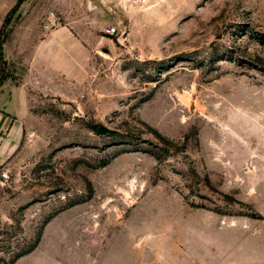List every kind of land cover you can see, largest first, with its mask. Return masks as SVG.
Wrapping results in <instances>:
<instances>
[{"label": "rangeland", "instance_id": "374dc122", "mask_svg": "<svg viewBox=\"0 0 264 264\" xmlns=\"http://www.w3.org/2000/svg\"><path fill=\"white\" fill-rule=\"evenodd\" d=\"M16 1L0 264H264V0Z\"/></svg>", "mask_w": 264, "mask_h": 264}, {"label": "crops", "instance_id": "0c3cea01", "mask_svg": "<svg viewBox=\"0 0 264 264\" xmlns=\"http://www.w3.org/2000/svg\"><path fill=\"white\" fill-rule=\"evenodd\" d=\"M15 1L16 0H2L3 5L6 4L7 6L3 11L6 12ZM61 30L60 32H66L65 29ZM51 37L52 39L55 38L54 35ZM3 86L4 85H1L0 89L3 88ZM21 102V105H16L14 109H12L11 107H7V105L10 104L5 100L4 95L0 97V165L5 161L12 145L15 144L17 138L21 134V117H23L27 110L26 100L23 98Z\"/></svg>", "mask_w": 264, "mask_h": 264}, {"label": "built area", "instance_id": "2783aa9c", "mask_svg": "<svg viewBox=\"0 0 264 264\" xmlns=\"http://www.w3.org/2000/svg\"><path fill=\"white\" fill-rule=\"evenodd\" d=\"M127 1H131V2H136V3H148L149 0H127ZM56 24V18H55V13L51 12L50 16L48 17V21L44 24V26H53ZM107 32L109 34H113L114 32H116V27L113 25L110 28H107Z\"/></svg>", "mask_w": 264, "mask_h": 264}, {"label": "trees", "instance_id": "16d2710c", "mask_svg": "<svg viewBox=\"0 0 264 264\" xmlns=\"http://www.w3.org/2000/svg\"><path fill=\"white\" fill-rule=\"evenodd\" d=\"M19 3H20V0H17V3L15 4V6L11 9V11H13L14 9H16V7L19 5ZM6 20L7 19H5L4 21L6 22ZM2 58V42H0V59ZM2 79H3V77L2 76H0V82L2 81ZM35 245V241L32 243V244H28V246H27V248L24 250V249H22V250H20V251H17L15 254H14V256H13V258H17V257H19L21 254H23V253H25V252H27V251H30L32 248H33V246Z\"/></svg>", "mask_w": 264, "mask_h": 264}, {"label": "water", "instance_id": "95a60500", "mask_svg": "<svg viewBox=\"0 0 264 264\" xmlns=\"http://www.w3.org/2000/svg\"><path fill=\"white\" fill-rule=\"evenodd\" d=\"M114 129L105 125L104 123H98L95 127V134H106L112 132Z\"/></svg>", "mask_w": 264, "mask_h": 264}]
</instances>
